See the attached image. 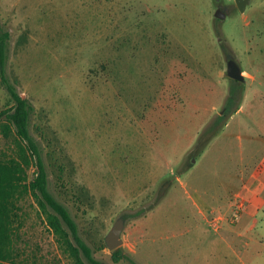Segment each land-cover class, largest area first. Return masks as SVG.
Segmentation results:
<instances>
[{
	"label": "rangeland",
	"instance_id": "1",
	"mask_svg": "<svg viewBox=\"0 0 264 264\" xmlns=\"http://www.w3.org/2000/svg\"><path fill=\"white\" fill-rule=\"evenodd\" d=\"M243 5L0 0V22L11 34L7 71L33 103L30 132L42 147L48 189L104 263L264 264V203L244 218L238 253L226 249L192 204L193 183L213 192V183L232 180L236 168L224 166L238 159V141L223 147L219 139L209 162L218 168L187 170L225 121L232 84L242 92L258 86L230 78L227 58L257 80L264 74V0ZM9 104L0 85V110ZM3 122L0 115V157H17ZM17 205V255L0 264H76L36 200L25 195ZM118 217L123 257L115 262L104 237Z\"/></svg>",
	"mask_w": 264,
	"mask_h": 264
},
{
	"label": "trees",
	"instance_id": "2",
	"mask_svg": "<svg viewBox=\"0 0 264 264\" xmlns=\"http://www.w3.org/2000/svg\"><path fill=\"white\" fill-rule=\"evenodd\" d=\"M10 31L0 22V85L9 94L10 104L0 110L3 115V133L13 131L18 146L17 157H0V261L13 258L15 251L17 201L29 195L38 205L49 229L58 243L71 255L76 264H106L93 256L90 246L79 234L78 225L69 209L48 189V173L39 140L30 132V122L34 112L33 103L22 96L16 82L7 71L10 57ZM229 56V55H228ZM236 82V81H235ZM242 89L232 84L223 106V114L229 115L241 99ZM33 166L31 177L28 169ZM123 257L119 248L111 252L117 262Z\"/></svg>",
	"mask_w": 264,
	"mask_h": 264
},
{
	"label": "crops",
	"instance_id": "3",
	"mask_svg": "<svg viewBox=\"0 0 264 264\" xmlns=\"http://www.w3.org/2000/svg\"><path fill=\"white\" fill-rule=\"evenodd\" d=\"M241 73L250 84L257 82L258 86L251 87V90L244 87L237 107L226 116L219 130L208 139L201 152L187 167L190 172L197 167L218 168L216 164L210 165L209 162L212 161V151L220 148L219 139L223 142V147L234 139L238 141V159L233 161L232 167L224 166L236 168L232 180L213 183V192L200 188L199 183H193L196 198L192 200L198 218L212 229L219 241L232 253L239 252L237 242L239 243L240 238L244 239V218L254 216L264 203V74L257 80L254 74L245 69L241 68ZM213 114L204 119L203 125ZM256 147L259 151L255 153ZM220 160L222 161L221 157ZM242 245L244 246V242Z\"/></svg>",
	"mask_w": 264,
	"mask_h": 264
},
{
	"label": "water",
	"instance_id": "4",
	"mask_svg": "<svg viewBox=\"0 0 264 264\" xmlns=\"http://www.w3.org/2000/svg\"><path fill=\"white\" fill-rule=\"evenodd\" d=\"M236 1L239 5V8L243 9L244 7L243 0H236ZM222 15L223 14L221 13L220 9H217L215 12V16L221 17ZM226 74L230 78H233L234 80L242 81L244 79L243 74L241 73V68L232 57L227 58ZM123 225H124V219L122 217H118L116 218V220L113 222V224L110 226L109 230L105 234L104 237L105 244L109 249L116 248L122 242L120 233L123 228Z\"/></svg>",
	"mask_w": 264,
	"mask_h": 264
}]
</instances>
